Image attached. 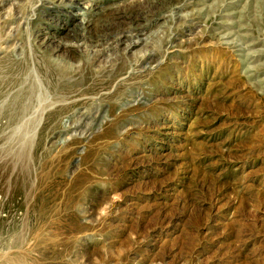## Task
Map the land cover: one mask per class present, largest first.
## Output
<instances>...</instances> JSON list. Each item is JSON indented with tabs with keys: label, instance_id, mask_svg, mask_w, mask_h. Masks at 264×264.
I'll use <instances>...</instances> for the list:
<instances>
[{
	"label": "rangeland",
	"instance_id": "obj_1",
	"mask_svg": "<svg viewBox=\"0 0 264 264\" xmlns=\"http://www.w3.org/2000/svg\"><path fill=\"white\" fill-rule=\"evenodd\" d=\"M7 57L0 264H264V0H0Z\"/></svg>",
	"mask_w": 264,
	"mask_h": 264
},
{
	"label": "bare ground",
	"instance_id": "obj_2",
	"mask_svg": "<svg viewBox=\"0 0 264 264\" xmlns=\"http://www.w3.org/2000/svg\"><path fill=\"white\" fill-rule=\"evenodd\" d=\"M148 14V12L146 13H135V14H129L127 16H123V17H119V14H117L116 16V20L122 21L123 23L126 22L128 24L131 25L130 29H133V31H139L138 27L140 26V22L141 20H147L148 16H144ZM154 17H156V14L154 13ZM87 23H89V21H87ZM121 24V23H120ZM123 30V29H122ZM130 33V31L125 32V29L123 30V32L121 33V38L116 39V41H114L115 44H124L126 43L130 37L128 36V34ZM68 36V35H67ZM112 35V38L113 39ZM81 38V36L79 34H74L71 39L73 40H79ZM108 39H101L97 42V45H95L96 48H102L103 46H105V44H107L109 41H107ZM134 45V44H133ZM134 47V46H133ZM99 56V54H98ZM38 61V60H37ZM40 65L41 71L44 74V76L47 79H57V78H62L65 77L69 74V68L67 66L61 67L60 69H54L51 67H47L45 66L43 63H38ZM30 72V61L29 60H25V61H14L13 59H11L10 57H7L5 60L0 62V90L2 92L8 91L9 89L15 87L16 85H19V83H21L22 81H24L26 79V75ZM125 69L121 68V66H119L114 73H109L108 75V80L107 81H103L102 83L98 84L97 86L93 87L90 94H94L96 93L100 88L103 89H107L108 87H110L112 85L113 82L117 81L122 75L125 74ZM99 87V88H97ZM120 89V90H119ZM121 88H118L115 93V97L121 96ZM59 117V113L53 114L51 115V119L55 120Z\"/></svg>",
	"mask_w": 264,
	"mask_h": 264
}]
</instances>
